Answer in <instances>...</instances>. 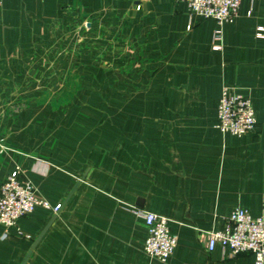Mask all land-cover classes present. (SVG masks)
<instances>
[{
    "label": "crops",
    "instance_id": "0c3cea01",
    "mask_svg": "<svg viewBox=\"0 0 264 264\" xmlns=\"http://www.w3.org/2000/svg\"><path fill=\"white\" fill-rule=\"evenodd\" d=\"M215 28L183 0H0V182L18 168L60 204L0 223V264H253L205 240L264 211V0H241L220 48ZM224 85L251 131L216 127ZM134 207L169 219L167 262Z\"/></svg>",
    "mask_w": 264,
    "mask_h": 264
},
{
    "label": "built area",
    "instance_id": "2783aa9c",
    "mask_svg": "<svg viewBox=\"0 0 264 264\" xmlns=\"http://www.w3.org/2000/svg\"><path fill=\"white\" fill-rule=\"evenodd\" d=\"M192 14L213 18L216 28L212 34L213 47L220 48L223 25L239 14L241 0H183ZM262 36L261 28L256 32ZM256 125L249 97L224 85L217 103L216 127L221 132L241 135ZM20 170L11 171L0 182V223L5 227L16 225L19 218L29 214L35 205L58 211L60 204L51 206L28 180H19ZM131 212L146 224L143 250L150 258L167 262L176 245V235L170 230L169 219L161 214L134 207ZM220 246L224 258L248 253L253 264H264V211L252 216L247 210L235 208L224 217L219 229L206 231L205 247Z\"/></svg>",
    "mask_w": 264,
    "mask_h": 264
},
{
    "label": "rangeland",
    "instance_id": "374dc122",
    "mask_svg": "<svg viewBox=\"0 0 264 264\" xmlns=\"http://www.w3.org/2000/svg\"><path fill=\"white\" fill-rule=\"evenodd\" d=\"M86 26H88V24H86Z\"/></svg>",
    "mask_w": 264,
    "mask_h": 264
}]
</instances>
